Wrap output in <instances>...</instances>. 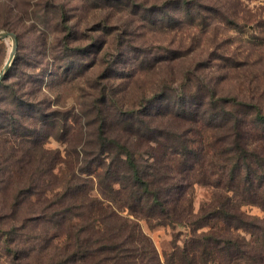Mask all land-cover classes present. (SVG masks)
<instances>
[{"label":"trees","instance_id":"trees-1","mask_svg":"<svg viewBox=\"0 0 264 264\" xmlns=\"http://www.w3.org/2000/svg\"><path fill=\"white\" fill-rule=\"evenodd\" d=\"M125 34L120 30L116 40ZM132 51L140 61L137 66L133 63V76L144 63L162 64L175 57L141 45L132 46ZM190 72L178 78L163 75L153 91H140L129 107L104 88L83 103L81 116L87 122L82 155L75 152L80 164L64 190L71 200L60 210L54 208L59 192H53L58 152L48 150L36 138L33 144L42 155L29 172L21 173L32 161L23 153L10 158L6 149L1 150L0 181L14 179L19 185L13 200L1 210L5 254L16 259L37 249L46 255L39 264H52L59 256L64 264H264V215L259 218L241 209L244 204H255L264 212V111L251 99L219 92L215 83ZM23 96L16 97V106L32 104ZM48 115L44 112L43 117ZM35 117L31 113L26 121ZM19 123L22 130L14 131L24 152L28 128ZM204 130L210 131L207 142ZM28 132H39L36 122ZM12 167L19 172L17 179ZM93 183L100 198L89 193ZM196 183L209 186L212 193L194 212ZM104 200L117 201L155 225H184L190 235L182 244H174L162 260L137 220L109 213ZM24 201L39 208L18 218ZM114 217L118 221L111 223L108 219ZM56 219V224L66 226L64 254L58 249L47 253L52 235L45 230L37 236L39 242L30 244V239H37L25 230L32 221ZM212 222H222L224 228H215Z\"/></svg>","mask_w":264,"mask_h":264},{"label":"rangeland","instance_id":"rangeland-1","mask_svg":"<svg viewBox=\"0 0 264 264\" xmlns=\"http://www.w3.org/2000/svg\"><path fill=\"white\" fill-rule=\"evenodd\" d=\"M0 30L13 31L17 37L14 57L0 80V151L6 149L10 158H19L23 153L26 160L32 161L21 173L29 172L37 156L42 155L33 144L36 138L48 150L58 152L60 162L54 169L57 185L53 189L59 192L56 210L71 200L64 190L80 164L75 152L78 157L82 155V131L87 122L81 116L83 103L102 88L129 107L140 91H153L163 75L178 78L189 70L215 83L219 92L251 99L264 111V0H0ZM120 30L128 34L118 41ZM75 37L76 41L68 43ZM140 45L175 57L162 64L144 63L133 76V63L137 66L140 61L133 58L132 46ZM11 46L10 36L0 38V72ZM55 58L58 62L54 65ZM20 94L32 104L16 106ZM44 112L49 113L47 118ZM31 113L36 117L28 122ZM19 122L28 130L36 122L39 131L24 130L29 139L22 145L24 152L19 150L21 143L14 131L22 130ZM203 137L207 142L210 131L204 130ZM15 169L12 167V174L17 179L19 172ZM2 171L3 167L1 175ZM16 181H0V264H39L46 255L37 249L16 259L4 252L1 230L5 219L1 218V210L13 200L19 187ZM89 193L100 198L94 183ZM192 193L196 212L210 199L212 189L196 183ZM104 205L109 213L115 211L137 220L162 260L174 244H182L190 235L184 225L152 224L117 201L104 200ZM20 208L18 218L34 214L39 207L24 201ZM241 209L259 218L264 215L255 204H244ZM108 220L114 223L118 218ZM56 221H32L25 230L35 233V237L48 231L52 238L47 253L54 254L58 249L64 254L66 226ZM212 226L224 228L222 222H212ZM237 231L249 237L243 230ZM23 239L27 246L28 240ZM30 242L36 244L39 237ZM60 258L55 257L51 263L64 264Z\"/></svg>","mask_w":264,"mask_h":264},{"label":"water","instance_id":"water-1","mask_svg":"<svg viewBox=\"0 0 264 264\" xmlns=\"http://www.w3.org/2000/svg\"><path fill=\"white\" fill-rule=\"evenodd\" d=\"M7 36H10L12 38V46H11L10 52L8 54V57H7V59H6L5 63H4V67H3L2 71L0 72V80L3 77V74H4L5 70L11 64L12 59L14 57L15 50H16V43H17L16 34L13 31L0 30V38H5Z\"/></svg>","mask_w":264,"mask_h":264}]
</instances>
